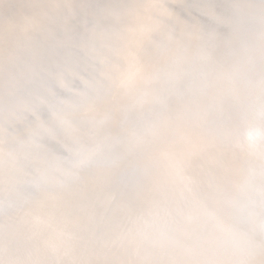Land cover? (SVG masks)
<instances>
[{
    "label": "water",
    "instance_id": "1",
    "mask_svg": "<svg viewBox=\"0 0 264 264\" xmlns=\"http://www.w3.org/2000/svg\"><path fill=\"white\" fill-rule=\"evenodd\" d=\"M244 1L247 2L244 9L249 12V5L252 7V4L256 3L257 13L264 19V0ZM95 2L69 0L67 6L70 7L69 9L56 8L59 16L55 17L57 18L55 20L38 14L50 11L39 4L34 7L33 1L29 3L28 8L21 7L26 14H32L30 20L34 21L35 27L29 32V27L24 26L21 38L23 36L25 38V35L29 36L23 44L19 43L15 50H9L6 46L1 49L7 50L5 52L16 61V64H10L9 69L16 78V85L9 86L8 80L4 83L10 97L16 96L17 92L24 96L30 95L44 108L50 107L47 93L53 91L54 94L62 95L51 100L54 101L51 109L56 110L59 116L64 113L74 115L81 108L91 106L92 112L95 109L98 112L104 111L102 114L105 115L106 120L109 118L111 109L105 107V101H112L114 94L107 72L114 71L120 66L113 64L111 61L113 54L108 52L117 53L118 43L112 38L100 39L97 34L91 35V40H85L81 31L78 32L77 37H73V33L76 32V22L81 24L77 20L82 21L85 10L93 12L95 7L92 4ZM207 8H213L211 3L207 4ZM229 11L231 20H235L236 12L232 7ZM116 16L114 13L113 22L117 21ZM60 17L62 19H58ZM7 18L16 22L18 18L16 7L13 8L9 1L0 0V22L7 21ZM230 24L237 26L238 22H230ZM115 44H117L116 48ZM67 47H70L72 52L77 51L80 60L78 63H74L69 57L66 59ZM95 49L98 53H94ZM190 51V49L185 50L181 58H171L173 62L169 64L167 74L164 67L156 69L157 82L162 87L168 85L172 93V99L166 100V106L171 111L172 119H176L180 114L179 106L186 107V110H190V114L198 119L204 115L210 116L216 132L215 136L226 135L229 144L234 143L232 147L235 150L229 151L227 145L223 146L219 149L221 159L215 163L209 159L211 163H206L208 157L218 156V153L214 152L215 147L209 149L204 153L206 157L203 156L201 159L204 161V167L190 166V171L187 172L186 169H181L184 181L180 183L179 178L174 177L172 184H166L163 180L166 173L163 161L173 159V155L168 152L169 157L161 159L160 156L149 154L153 171L151 169L147 172L149 177L145 182L143 175L146 172L139 169V166L127 163V155L121 157L122 142L113 138L112 131L107 125L98 124V128L102 126L101 139L105 138L107 145L109 144L102 152L99 146L101 139L97 140L98 136L92 132L97 119L92 117L86 125L77 118L73 119L70 123L68 139H64V129L53 123V134L57 139L53 151L60 148L67 152L70 148L75 149L74 154H77L79 144L75 136L81 133L91 138L89 150L90 152L94 150V162L106 161V163L89 172L82 171L83 167L89 166L91 156L83 162V165L74 168L73 164H67L66 161L58 165L52 162V159H56L54 152L50 157L51 161L44 157L40 163L35 164L34 157L30 155L17 161L18 169L27 173L22 180L18 179V182L24 184L20 187V194L15 198L16 190H13V187L3 186L2 190L0 189V195L3 197L0 201V264H190L189 260L199 258L196 257L198 253L196 251L194 253L196 247L203 251L204 257L208 254L207 240L188 223L189 239L185 240L183 237L180 240L181 247L175 245V241L172 240H175L177 234L182 235L176 223L183 216L177 213L176 206L181 207L184 212L187 207H191V204L194 211L202 210L198 217H201L205 224L208 222V213L210 210L213 211L215 203H218V207L215 213L209 215V219L213 222L226 219L231 225V229L225 230L227 236L236 235L239 231L245 236L244 231H247L246 237L236 236L233 243L238 244L251 256L255 255L253 261L256 264H264V126L251 129L247 137L243 132L240 133L241 125L245 124L246 118L263 116L264 71L252 73L242 68L228 69L219 73L216 78V74H206L209 68L204 69V64L201 68V64L197 65L191 59ZM104 52L108 53L109 61L101 58ZM56 58L62 59L64 64L61 62L59 67ZM185 61L189 66L187 67L189 77L187 83L178 84ZM97 66L102 68L100 73L97 72ZM130 71L131 66H127L122 72L130 75ZM122 72L118 75L119 78H122ZM201 78H205V85L201 84ZM183 85L185 88L182 90ZM191 87H195L194 91L189 90ZM155 95L159 102L162 94L157 92ZM65 96L69 103L66 106L65 101L59 100ZM246 98L249 100L244 103ZM13 99L15 100L16 97ZM136 99L134 96L131 100L135 102ZM17 101L19 99L14 102L13 107L20 104ZM127 110L129 113L122 116L115 114L114 117L112 114L110 119L112 123L120 125L115 130L120 132L125 129L129 135H132L137 114L132 111L133 107H128ZM6 112L4 118H7V121L15 117L12 109ZM38 112L41 114L43 111ZM258 112L262 114L259 115ZM24 115L30 123L20 122L17 130H12L10 127L4 133L7 137L6 142L12 144L16 141L17 146L25 137L35 136L32 131L38 124L34 115L28 112ZM240 116L243 118L239 125L237 121ZM150 117L156 120L158 115ZM45 124L46 122L43 123L44 127ZM3 126L5 121L0 126V133ZM40 126L42 125H38ZM16 133L19 134L17 138L14 137ZM176 133L178 134L175 140L182 132L176 131ZM161 135L164 138V134L161 133L159 137ZM237 138L253 141L250 147H256L255 152L240 149L236 142ZM97 143L98 146L95 148ZM191 149L196 151L193 147ZM188 152L186 149V154ZM242 163L246 165L242 167ZM38 167L41 168L40 173L36 171ZM98 171L102 172L98 173ZM41 174H44L42 178L47 182L54 178L56 184L49 187H47L49 184L42 185V189L34 185L36 182L34 178L38 175L40 177ZM114 176L117 177L116 184ZM191 180L193 183L189 182ZM6 181L13 186L12 178L7 174ZM144 182L146 184L142 185V189L140 185ZM194 182H196V193L191 191ZM168 188H171V191ZM165 198L169 210L164 207ZM194 201H198L196 204L200 202L203 208H200V205L196 206ZM223 204H227V207L221 208ZM64 207H67L66 213L58 211ZM202 214L206 216L202 217ZM150 221L156 223V227L151 228V225L146 223ZM125 235L127 240L123 241ZM138 238H143V241H139V245L136 244ZM128 239H131L130 247L136 244L135 250L139 248V252L137 251L135 255L127 252ZM218 242L222 245V239ZM233 253L231 251L229 258L232 263L237 264L240 261L239 256L234 257Z\"/></svg>",
    "mask_w": 264,
    "mask_h": 264
},
{
    "label": "bare ground",
    "instance_id": "2",
    "mask_svg": "<svg viewBox=\"0 0 264 264\" xmlns=\"http://www.w3.org/2000/svg\"><path fill=\"white\" fill-rule=\"evenodd\" d=\"M66 1L68 4L69 0H66ZM82 1L86 2L87 0H82ZM94 1L96 2L92 4V6L95 7V10H93L95 12L96 11L98 12V10H100L101 8L102 9L110 8L112 4V0H94ZM124 1H128V0H124ZM190 1L195 3L194 11H195L196 16L194 17H197L199 24L201 21L202 22L204 21L202 25L198 24V29H196L195 31L197 33L204 32L203 34H207V36L212 39V42L209 44V47H207L208 49L207 58L209 59V65L215 64L218 67H217V70L213 72H208V73L216 74L215 77L218 78L219 73L225 70H228V69L238 70L239 68H242L243 70L247 69L251 71L252 73H255V72L259 73L258 71H261L262 73L264 71V54H260V50L264 46V19L262 16L258 15L257 9H256V3L255 5L253 4L252 6L253 11L249 12L244 9L246 8L245 4L247 3L244 0H224V1L222 0H190ZM208 3H211L213 7L212 9L207 8ZM238 3L240 6L237 5ZM34 4H35L34 7H36L38 4L40 6L45 5L44 3H40V1L38 4H37V1ZM60 4L61 2H59V5ZM83 4L85 5V3ZM51 6L53 7V3L48 2L47 7H51ZM230 7H232V9H234V11L236 12L234 15L235 20H231V13L229 11ZM124 8L125 7L120 9V13H117V14L119 15L123 14ZM199 10L201 13L198 12ZM242 11H245V12H242ZM203 17L205 19L207 18L208 20L205 21ZM188 20H193V19L189 18ZM230 22H238V24L237 26H233L232 24H230ZM5 32L9 34H14L11 29H8ZM234 33L239 36L238 37L231 36ZM14 45L16 46V43H14ZM156 53L158 52L156 51V48L154 47L152 50L148 52L140 53L141 54L140 56L139 54H137L136 58L138 59L139 57L142 56V57L150 59L151 57L155 56L157 59H159L161 55H158ZM236 53L244 54V57H245L244 60L237 58ZM196 55L197 54H194L195 58H196ZM15 64H16V61H15ZM157 66H154V68ZM147 69H149V67L145 65L144 70H147ZM185 69L186 70L182 69L183 76L180 78L178 84L187 83L186 80L188 79L189 76H188L187 68ZM152 71L153 72H150V73L155 75V79L157 80L158 71L156 70H152ZM167 73L168 72L165 71V74ZM201 76H202V73H201ZM204 79L205 78H201L202 85H205ZM142 86L143 87L135 91H134V88H130L132 92H116L115 91L113 93L114 96H113L112 101H105L106 103L105 107H109L111 109L109 117L112 114H119V116H122L125 113H129L127 110L128 107H133L132 111L138 114L139 120L141 121L143 120V118L140 115L144 114V119H146V115H148L147 108L149 109L150 107H152L155 111V115H158V118H159L158 120H161L162 122V127L159 131H155L154 129H151L149 127H139L138 126V128L133 131V134L130 135L131 138H129L126 135V133H121L118 136L117 135L118 131L115 130V128L119 127V125H116L117 123L109 124L105 118V115L102 114V112L104 111L98 112V110L95 109L93 111V115L91 116L90 107L82 108V109H86L84 114L80 113L81 109L78 110L74 116V119L77 118L78 121L84 123L85 125L89 119H92V117L94 119H97V122H95L94 126L92 127L93 134H96L98 136L97 140L101 139V133H102L101 132L102 126H99L98 128V124L103 125V126L107 125V127L111 129L112 131V133L111 132L110 133L112 136H114L113 138H115L119 142H122V144L120 145V148H122L121 157H124V155H127L128 156L127 163L137 166V167L139 166V169H142L143 172H146L144 173L145 175H143V177L145 178V182H146V176L149 175V173L147 172H149L152 169L151 163L142 159L144 156H146L148 152V148L159 149L160 150L158 151L159 153L157 152L155 155L160 156L161 159L162 157H169L168 152H170L169 153L170 155H173V159L168 160V161H163L164 168L166 170L165 177L163 180L166 184H172L174 177L179 178L180 183L183 182L184 178L181 175V169L183 168L186 169V172H187V171H190V166L201 165V167H204L205 166L204 161H202L201 159L203 156L206 157L204 153L213 147H215L214 152L216 154L218 153V156L215 155V156L208 157V160L206 163H211L209 162L210 160L214 163L218 162L222 157L221 155H219L220 153L219 149L223 146L227 145L226 148H229V151L235 150L232 147L234 143L229 144V140L227 139L226 135L220 134L219 137L215 136L216 132L211 122L212 119L210 118V116L204 115L202 118L198 119L197 117L192 116L190 114V110L187 111L186 107L179 106L180 114L178 115V117H176V119H172L171 111L169 110V107L166 106L167 105L166 100L172 99L171 98L172 93L170 92L168 85L165 87H162L157 82L156 87H154V89L153 88L145 89V85H142ZM182 87L183 88L181 89L183 90L185 86L183 85ZM194 89L195 87L189 88V90L191 91H194ZM157 92L162 94V98L159 102L157 100V95L154 94ZM74 93L76 94L75 90H74ZM134 96L137 98L135 102L131 100L134 98ZM248 100H249L248 98L244 99V103ZM101 105L104 106L103 104ZM114 106H115V109H114ZM24 108H25V105H24ZM37 108H39V105H37ZM167 111H170V114ZM258 114L261 115L262 112H258ZM20 115H23V112ZM148 116H149V119H147L148 125L149 126L153 125V127H155L154 126L155 123L153 122L155 120L152 119L150 115ZM263 117H264V111H263L262 117L259 116V117L252 118V119L250 117L246 118L245 124L241 125L240 133L243 132L245 137H247L251 129L255 127L264 126ZM51 118L52 120H50ZM242 118L243 116H240L238 118L237 123H239V125L241 123ZM25 119L24 121H26ZM56 119L61 120L62 124H58L56 122ZM44 122H46L45 127L43 126L40 132L37 131L36 134H34L35 136H32V145H30L31 147L27 146L28 143L21 141L20 144H18V146L15 149H12L5 142L6 135L4 133L8 130V128H7V125L3 126V130L0 133V141H1L0 155L4 156L1 150L2 146L7 153L6 155H8L6 157L10 158L11 160H14L16 158V161L18 160L21 161V159L27 155L33 156L35 159L34 161L36 160L42 161L44 157L50 160L51 159L50 157L52 156L51 152L52 153L54 152L56 159L55 160L52 159V162H56L55 164L58 165L66 161L67 164H73L74 168H77L81 164L83 165L84 164L83 162H85L86 159L89 156H91L89 166L83 167L82 169V171H88V172L106 163V161L102 163L94 162V158H93L94 150L92 149L90 152L89 147H88L89 142H90L89 140H91V138L89 135H81V133L75 136V139H77V144H79V150L76 149L77 154H74L75 149H70V148L67 150V152H65L64 150L60 148H56V150L53 151L51 146L54 144V142L57 141V139H55L54 134H53V127H54L53 123L59 125L60 128L62 127L64 129V134H63L64 139H68L69 136H66V135H69V134L65 132L64 126L67 125L70 127L71 122L68 121L64 117V115L59 116V114L55 110L54 111L50 110V114L45 115L43 117V123ZM176 131L182 132L181 135L178 136L177 140H175L178 134L176 133ZM161 133L164 134L163 135L164 138L162 137V135L159 137ZM83 136L87 137L88 142H86V140L83 139ZM28 138L29 136L25 137L24 139H28ZM163 140H166V142H163ZM236 142L237 144H239L240 149H245L247 151H251L252 153H254L256 150V147H250L251 143L253 142L251 140L248 141L246 139L244 140L242 138H237ZM97 146H98V143L95 148H97ZM99 146L103 152L105 151L107 146H109V144L107 145L105 138L102 137L101 141H99ZM192 147L195 148L196 151H193L191 149ZM186 149H187V152L190 151L187 154H186ZM57 151H61V152L57 153ZM67 154H68L69 159L67 158ZM58 157L63 158V159L60 160ZM99 159L102 160L101 158ZM232 164H235V162H232ZM244 164L246 165V163H242V167ZM247 166L250 167V165H247ZM151 171H153V169ZM100 172L102 171H98V173ZM18 178L19 176L16 178V182ZM114 178H115V184H116L117 177L114 176ZM59 180L57 182L58 184L60 183ZM145 182L140 185L142 189H143L142 185L146 184ZM189 182L193 183V180ZM195 183L196 182H194V185L191 190L193 191V193H196L197 191ZM22 185L24 184L20 182L18 186L21 187ZM20 187L16 189L18 190L16 191V196L20 194L19 192ZM210 187L212 188V183H210ZM0 189L2 190L1 187ZM180 189L182 190L181 186H180ZM163 190H167V189H163ZM168 190L171 191V188H168ZM1 200L2 198L0 197V201ZM163 202H164V207H167L166 209L169 210L168 205L166 203V198L163 199ZM194 202L196 204V202L198 201H194ZM190 203L191 201L189 202V204ZM197 205H200V208H203L200 202L199 204H196V206ZM214 205L215 206L212 209L213 211L210 210L208 213V217H207L208 222L205 224L203 223L202 218L198 217L203 212L202 210L194 211L192 204H191L190 205L191 207L190 208L187 207L186 211L184 212L181 207L176 206L177 213L179 215H183L181 220H178V223H176L178 227L177 229L178 230L181 229L180 232L182 233V235L180 236L179 234H177V237L175 238V240H172V241H175V245H179V247H181L182 242H180V240L183 237H185L184 238L185 240L189 239V230L187 227L189 223V226L191 228H194L198 232V234L204 236L205 240H207L206 249L208 250V254L204 257V253L203 251H201L199 247H196L195 249L193 248L194 253L195 251L196 253H198L196 257H199V258L198 259L195 258V260L193 259L192 261L189 260L190 264H197V263L198 264H230V262L231 263L233 262L229 258L231 255V251L234 252L233 253L234 257H236L237 255L239 256L240 261L237 262V264H256V262L253 261L255 260L254 259L255 255L251 256L249 253L244 251L243 248H240L238 244L233 243L235 241L234 237L242 235L240 231L236 235L227 236V233L225 230L231 229V225L227 222L226 219H221V220L218 219L217 222H213L212 220L209 219V215L216 212L218 203H215ZM67 207L61 208L58 211L61 210L64 213H66ZM222 207H227V204H223L221 208ZM205 216L206 214H202V217H205ZM146 223H149V225H151L150 226L151 228L156 227V223H152V221L146 222ZM136 232L138 233L139 231H136ZM244 233H245V236L244 235L242 236L246 237L247 231H244ZM126 235H125V238L123 237V241L127 240ZM219 239H222V245L221 243L218 242ZM139 241H143V238L137 239V243H136L137 245H139ZM130 242H131V239H128L127 252L131 253L132 255H135L137 251L139 250V248L138 250H135L136 244L133 245V247H130ZM188 247L189 249H192L191 246H188Z\"/></svg>",
    "mask_w": 264,
    "mask_h": 264
},
{
    "label": "rangeland",
    "instance_id": "3",
    "mask_svg": "<svg viewBox=\"0 0 264 264\" xmlns=\"http://www.w3.org/2000/svg\"><path fill=\"white\" fill-rule=\"evenodd\" d=\"M5 2L9 1V4H12L13 8L16 7V22H14L12 19L7 18L6 20H3L2 23L0 22V126L3 125V122L5 121V125H7V128L9 129L12 127V130L18 129V125L20 122L23 123H30L27 118L25 117V113L28 112L30 115L33 114L35 119L37 120L38 125H42L38 127V125L34 126V130L32 131L33 134H36V132H40L43 128V117L45 115L50 114V110H52V104L51 100H55L56 98L62 96V95H57L56 93L54 94L53 91H48L47 97L49 98V105L50 107H44L42 108L41 105H39L36 100H33L32 96H24L23 94L21 95L20 92H17L16 94V99L14 100L13 97H10L9 91L5 88L6 85L4 83L8 80L10 81L9 86L15 84L16 85V78L13 77L10 69V64H15V60H12V58L9 56V53L1 50L3 49L4 46L9 47L8 49L10 50H15L16 47L18 46L19 43L23 44L24 41H26V38H28L29 35H25L21 38V33L24 30V26L29 27V32L30 29H34V21L31 22V16L32 14H26V12L22 11L23 6H30L29 3L33 1L35 3L37 1V4L39 3H44L45 5H41L43 8H47L49 13H38L40 15H46L49 16L52 20H55L59 15H57L56 10L57 7H62V8H67L69 9L70 7H67V1L66 0H4ZM119 3H118V2ZM112 0V4L110 8H105V9H100L98 12L92 10H85V13H83L82 21L76 22V32L75 34L73 33V37L78 36V32H82L84 34L85 40L89 39L91 40V35L97 34L100 39H111L118 43V52L113 53L111 51H107L108 53H112L113 57L111 61L115 65H119L117 69L110 70L108 71L107 75H109V79H111L110 86L112 85L113 87V93L116 92H132L130 88H134L135 90H138L139 88L143 87L142 85H145L146 88H153L156 87L157 80L155 79V75L151 74L150 72H153L152 70H156L157 68H164L166 72L169 71V64H171L173 61L171 58H181L185 54V50L190 49V55L191 59L197 63V65L202 64L204 69L209 68L208 72H213L217 70V65H209V59L207 58L208 54V49L209 44L212 42V39L207 36V34H203L204 32H199L197 33L195 30L198 29V20L194 11L195 8V3L190 1V0ZM224 1V0H222ZM48 2L53 3V7H47ZM57 2V3H56ZM59 2L61 4L59 5ZM116 5H115V4ZM124 5V6H123ZM199 5V4H198ZM238 6L239 3L237 4ZM35 6V4H34ZM253 6V4H252ZM2 7V5H1ZM124 8L123 14L119 15L117 13H120V9ZM112 8V9H111ZM116 11H114V10ZM250 11H253L252 7L250 6L248 8ZM109 11V12H108ZM248 11V10H247ZM197 12V11H196ZM199 13L200 10L198 11ZM115 13V16L117 18V21L113 22V14ZM125 13V14H124ZM24 14V15H23ZM23 16V17H22ZM112 17V18H111ZM189 18L193 20H188ZM62 19V17L58 18ZM205 21L208 19L204 18ZM39 22L38 20H36ZM64 21V19H63ZM204 22V21H203ZM202 21L200 22L199 25H202ZM155 24V25H154ZM38 26L40 25L37 24ZM50 28V27H49ZM71 28V25H70ZM161 28V29H159ZM8 29H11L14 34H9L6 33ZM227 29V27H226ZM71 31V29H68ZM118 30V32H117ZM107 32V33H106ZM224 34V33H223ZM235 34V33H234ZM232 34L231 36L233 37H238L239 35L237 34ZM90 35V36H89ZM90 37V38H89ZM6 41V43H5ZM77 42V40H76ZM16 43V46L14 45ZM117 47V44H115V48ZM156 48V51L159 53L162 51L161 57L157 59L155 56L151 57L153 60L151 61V58H145V57H139L138 59L137 54L139 56L141 55L140 53H145L153 48ZM68 49L66 50V59L69 57L74 63H78L80 60H78V53L72 52L70 50V47H67ZM201 49V50H200ZM56 50V49H55ZM5 52V53H4ZM71 52V53H70ZM104 52V54L101 55V58L104 60H108V53ZM188 52V51H187ZM94 53H98V51L95 49ZM4 54V55H3ZM194 54L196 55V58L194 57ZM237 54V55H236ZM235 55L237 58L244 60V54L236 53ZM260 54H264V46L260 50ZM243 55V56H242ZM77 58V59H76ZM117 58V59H115ZM136 58V59H135ZM57 59V65L60 67V61L62 59ZM65 59V58H64ZM75 59V60H74ZM185 60V58H184ZM187 60V58H186ZM203 63H201V62ZM175 62V61H174ZM64 64V62L62 61ZM46 64V63H45ZM44 64V65H45ZM47 65V64H46ZM45 65V66H46ZM145 65L149 67V69L144 70ZM158 65V66H157ZM231 65V64H230ZM131 66V71L130 75H128L126 72H122L126 67ZM157 66L153 69L151 67ZM205 66V67H204ZM189 67L187 61H185L184 64V69L181 68V70H186L185 68ZM52 72H55L52 67H49ZM57 68V67H55ZM101 67L97 66V72H101ZM179 71V70H178ZM122 72V78H119L118 75L121 74ZM182 73V72H181ZM74 74V72H73ZM72 74V75H73ZM183 74V73H182ZM181 74V77L183 76ZM115 80V81H114ZM109 81V80H108ZM127 82V83H126ZM8 86V87H9ZM118 86V87H116ZM117 89V90H116ZM125 89V90H124ZM148 91V90H147ZM51 92V93H50ZM149 92V91H148ZM99 93H101L99 91ZM153 93V92H151ZM75 94V93H74ZM73 94V95H74ZM155 94V93H154ZM135 95V93H134ZM53 97V98H52ZM113 98V97H112ZM20 104H16V108L13 107L14 102L16 100ZM31 100V101H30ZM60 101H65V105H68V101L66 96L61 97L59 99ZM34 102V103H33ZM24 103V104H22ZM28 103V104H27ZM38 103V104H37ZM13 104V105H12ZM12 105V106H11ZM25 105V108H24ZM27 105V106H26ZM29 105V107H28ZM31 105V106H30ZM37 105H39V108H37ZM93 105V104H90ZM33 107V108H32ZM91 107V106H90ZM18 108V109H17ZM9 109H12V112L15 113L14 118H9L8 121L6 120L7 118H4V115L7 113ZM21 109V110H20ZM27 111H25V110ZM36 110V111H35ZM39 110H42L43 112L39 114ZM47 112L45 113V111ZM86 109H82L80 113L84 114ZM91 110V109H90ZM11 111V110H10ZM56 111V110H55ZM23 115H20L22 114ZM90 112V111H89ZM170 114V111H167ZM149 113V114H148ZM91 116L93 115V112L91 110L90 112ZM147 114L150 116H156L155 111L152 107L149 109L147 108ZM146 115V119H144V114H141L140 116L143 118V120H139L138 114L135 117L136 122L134 123L135 129L139 127H149L151 129H154L155 131H159L162 127V122L161 120H158L159 118L155 121V127L149 126L148 125V120L149 116ZM23 116V117H22ZM75 114L71 113H64V117L72 122L74 119ZM115 116V114H113ZM18 117V118H17ZM22 117V119H21ZM26 118V119H25ZM17 119V120H16ZM24 119L26 121H24ZM110 119V117L108 118ZM108 123L111 124L112 120H108ZM39 122V123H38ZM56 122L58 124H62L61 120H57ZM120 126V125H119ZM65 132L69 134V126L65 125ZM3 130V129H2ZM6 130V129H5ZM17 132V131H16ZM121 133H126V135L130 137V135L125 131V129L121 130L120 132H117V135ZM19 134H15L14 137L17 138ZM68 136V135H66ZM30 138V139H29ZM28 139H24L25 143H28L27 146L29 147L32 145V137L29 136ZM7 137L5 138V140ZM83 139L87 141V137L83 136ZM90 141V140H89ZM6 142V141H5ZM21 142V141H19ZM1 143V141H0ZM8 146H10L12 149H15L16 146V141L14 143H9V141L6 142ZM53 144V143H51ZM54 145V144H53ZM53 145L51 148L53 149ZM24 146V145H23ZM31 147V146H30ZM89 147V146H88ZM154 147V146H152ZM1 150L3 152L4 156L0 155V187L2 188L3 186H7L6 188L13 187V190H16L20 182H16V178L19 176V180H22L24 175L27 173L24 172V170H19L18 165L16 164V158L14 160H11L10 158H7L6 151L4 150L3 146L1 147ZM159 149H150L148 148V152L146 156H144L142 159L145 161L150 162L149 160V154H156ZM61 151H57L59 153ZM159 153V152H158ZM52 154V152H51ZM50 154V155H51ZM28 156V155H27ZM26 157V156H25ZM24 157V158H25ZM31 157V156H30ZM59 158V157H58ZM65 158V157H64ZM67 158L68 154H67ZM34 159V158H33ZM62 160L63 158H59ZM22 160V159H21ZM35 160V159H34ZM73 160V159H71ZM19 161V160H18ZM40 163L39 160L35 161L36 163ZM39 173L41 172V168L38 167L37 170ZM6 174L7 176L12 178V185L10 186L8 184V181H6ZM44 174H41L40 177L39 175L34 178L36 182H34L36 186H40L42 189V185H48L47 187L51 185H55V179H51L50 182L45 181L42 177ZM35 177V174H34ZM149 175L146 176V181L148 179ZM33 183V182H32ZM16 186V187H14ZM18 191V190H16ZM16 191L14 193H16ZM20 192V191H19ZM0 197L3 199L2 195ZM16 198V194L14 195Z\"/></svg>",
    "mask_w": 264,
    "mask_h": 264
}]
</instances>
